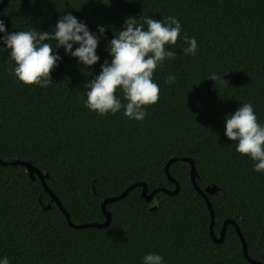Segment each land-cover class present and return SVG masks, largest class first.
Segmentation results:
<instances>
[{
	"label": "trees",
	"instance_id": "trees-1",
	"mask_svg": "<svg viewBox=\"0 0 264 264\" xmlns=\"http://www.w3.org/2000/svg\"><path fill=\"white\" fill-rule=\"evenodd\" d=\"M102 2L8 0L0 10L10 32L49 31L64 12L92 31L105 26L100 61L85 68L61 48L53 83L44 88L17 82L7 53L0 52V160L39 169L73 223L104 221L102 200L134 182H144L147 193L173 190L166 165L178 191H158L148 202L136 186L105 205L107 226L76 228L36 173L0 163V256L10 264H141L153 252L164 264H255L243 255L231 223L222 242L211 238L209 209L182 159L188 157L197 186L217 188L207 193L214 235L234 220L248 255L264 264V173L253 171V161L223 135L224 116L240 103L251 102L264 124V0ZM169 15L180 21L181 35L196 38L197 50L184 55L180 37L170 46L177 55L154 71L159 99L146 107L144 120H130L122 109L104 116L88 111L84 85L110 59L107 41L124 19L143 23L145 16L163 21ZM169 75L174 84L165 83ZM115 95L122 99L119 89Z\"/></svg>",
	"mask_w": 264,
	"mask_h": 264
},
{
	"label": "clouds",
	"instance_id": "clouds-1",
	"mask_svg": "<svg viewBox=\"0 0 264 264\" xmlns=\"http://www.w3.org/2000/svg\"><path fill=\"white\" fill-rule=\"evenodd\" d=\"M114 32L105 47L110 59L100 63L98 74L84 85L87 91L83 104L99 116L114 115L122 109L128 119L143 121L146 107L159 99L154 71L177 55L170 46L180 37L186 44L182 53L195 55L197 41L195 37L181 35V23L173 15L163 21L145 16L143 23L129 16L124 19L121 30ZM103 38L104 25H97L92 31L70 12H64L46 32L32 27L10 32L0 20V52L7 53V59L12 62L10 74L24 85L44 88L52 84L50 73L62 59L58 53L61 48L65 55L75 58L78 65L90 69L100 61L96 50ZM207 78L214 82L216 74L210 73ZM165 83L174 84L175 76L169 75ZM117 89L122 99L115 95ZM223 120V135L236 142L235 151L253 161V171L264 173V124L257 121L252 103H240ZM0 264H10L9 259L0 256ZM141 264H164V258L148 252L142 256Z\"/></svg>",
	"mask_w": 264,
	"mask_h": 264
},
{
	"label": "water",
	"instance_id": "water-1",
	"mask_svg": "<svg viewBox=\"0 0 264 264\" xmlns=\"http://www.w3.org/2000/svg\"><path fill=\"white\" fill-rule=\"evenodd\" d=\"M8 0H1L0 1V10L3 8V6L7 3ZM182 159L186 160L187 162L190 163V177H191V180H192V183L196 189V191L203 196L205 202H206V205L209 209V212H210V226H209V229H210V235H211V238L215 241V242H222L223 241V238H224V231H225V224L226 223H231L233 226H234V229L236 231V233L238 234L239 236V239H240V242H241V245H242V252H243V255L246 257V259L252 263H255V264H262L260 261L258 260H255L253 258H251L248 253H247V250H246V244H245V240H244V237L242 235V233L240 232V229L238 227V225L236 224V222L232 219H227L219 233V236L216 237L212 231V224H213V210H212V207H211V203L207 197V193L211 194V193H214L216 191V187L213 186V187H207L205 188V190H201L196 182H195V168H194V164H193V161L188 158V157H182ZM175 160V158L171 159L169 162ZM168 162V164H169ZM0 163L5 165V164H22L26 167V170L30 173V175L33 177V173H36L38 175V177L40 178L44 188L46 189V191L51 195L52 199L57 203V205L59 206V208L61 209V211L64 213L66 219H67V222L70 226L72 227H76V228H82V227H105L109 224L110 222V214L109 212L106 210L105 208V205L108 203V202H112V201H115L117 199H120L122 197H124L132 188L136 187V186H142V189H141V196L146 200V201H151L154 197V195L158 192V191H162V192H165V193H168V194H174L178 191V184L177 182L175 181L174 178H172L169 173H168V167L166 165L165 167V172L168 176V178L174 183L175 187L173 190H168L164 187H159V188H155V189H152L150 192L147 193V187L145 185L144 182H134L132 184H130L127 188H125L120 194L118 195H114V196H110V197H106L102 200V210H103V213H104V216H105V219L104 221L102 222H84V223H73L70 218H69V215H68V212L65 210V208L62 206V204L60 203V201L58 200V198L52 193V191L49 189V187L46 185L45 183V180H44V174L39 170L37 169L36 167L32 166L29 162L27 161H22V160H13V161H2L0 160Z\"/></svg>",
	"mask_w": 264,
	"mask_h": 264
}]
</instances>
